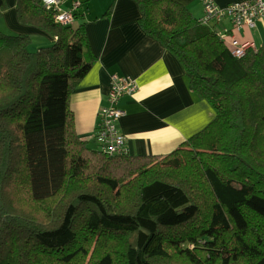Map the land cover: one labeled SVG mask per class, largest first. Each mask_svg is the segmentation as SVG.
I'll list each match as a JSON object with an SVG mask.
<instances>
[{
	"label": "trees",
	"instance_id": "trees-1",
	"mask_svg": "<svg viewBox=\"0 0 264 264\" xmlns=\"http://www.w3.org/2000/svg\"><path fill=\"white\" fill-rule=\"evenodd\" d=\"M133 1L215 117L165 155L102 153L70 108L95 61L84 25L15 0L55 41L0 31V264H264V42L236 57L183 4Z\"/></svg>",
	"mask_w": 264,
	"mask_h": 264
},
{
	"label": "crops",
	"instance_id": "crops-1",
	"mask_svg": "<svg viewBox=\"0 0 264 264\" xmlns=\"http://www.w3.org/2000/svg\"><path fill=\"white\" fill-rule=\"evenodd\" d=\"M73 26L83 24L93 66L70 96L75 129L80 138L91 141L99 110L108 105L111 81L128 78L137 90L118 102L123 111L117 125L124 135L129 155H165L202 130L215 117L211 105L189 88L188 79L178 59L163 44L147 35L139 25L140 12L133 0H79ZM186 6L197 18L203 16L202 0H174ZM242 0H214L221 6ZM0 17V31L7 35L34 34L52 36L18 20L15 0H6ZM73 0H63L70 10ZM218 32L225 33V43L232 47L264 42V23L236 29L228 19L211 21ZM54 39V38H53Z\"/></svg>",
	"mask_w": 264,
	"mask_h": 264
},
{
	"label": "built area",
	"instance_id": "built-area-1",
	"mask_svg": "<svg viewBox=\"0 0 264 264\" xmlns=\"http://www.w3.org/2000/svg\"><path fill=\"white\" fill-rule=\"evenodd\" d=\"M44 6L55 11L54 20L56 23L70 24L74 19V13L80 6L79 0H73L72 8L64 10L63 0H43ZM203 16L201 21L208 24L211 21L228 19L236 29L243 26L254 27L256 22L264 23V0H242L221 7L214 0H202ZM225 40V33L218 32ZM253 48V44H240L231 47L232 54L236 57L244 56L248 48ZM136 82L128 78H116L111 81L108 94V105L99 110V120L96 125L93 140L98 145L100 151L112 156L124 150L125 138L118 128L117 121L122 116L123 111L118 107L120 98L129 95L137 90Z\"/></svg>",
	"mask_w": 264,
	"mask_h": 264
},
{
	"label": "rangeland",
	"instance_id": "rangeland-1",
	"mask_svg": "<svg viewBox=\"0 0 264 264\" xmlns=\"http://www.w3.org/2000/svg\"><path fill=\"white\" fill-rule=\"evenodd\" d=\"M45 35H41V34H34L32 37L30 36V41H29V50L30 51H36L38 48L40 47H45V46H50L54 43V39L52 36V39H48L44 37ZM89 174L91 175V181L93 180V173L95 172L94 169H90L88 170ZM201 191H203L204 193H202V196L204 194H206V190L205 187L202 186ZM15 199L20 202L25 208H30L31 204L30 201L28 199V193L26 192L25 189H21L19 191V193L15 196Z\"/></svg>",
	"mask_w": 264,
	"mask_h": 264
}]
</instances>
